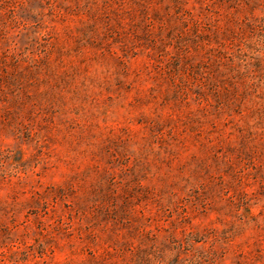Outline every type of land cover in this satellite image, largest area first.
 <instances>
[{
    "label": "rangeland",
    "instance_id": "1",
    "mask_svg": "<svg viewBox=\"0 0 264 264\" xmlns=\"http://www.w3.org/2000/svg\"><path fill=\"white\" fill-rule=\"evenodd\" d=\"M0 264H264V0H0Z\"/></svg>",
    "mask_w": 264,
    "mask_h": 264
}]
</instances>
